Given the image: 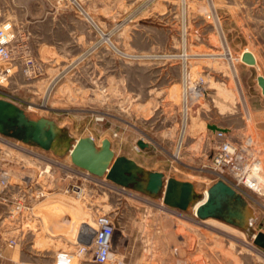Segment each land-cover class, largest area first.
<instances>
[{
	"label": "rangeland",
	"instance_id": "obj_1",
	"mask_svg": "<svg viewBox=\"0 0 264 264\" xmlns=\"http://www.w3.org/2000/svg\"><path fill=\"white\" fill-rule=\"evenodd\" d=\"M0 23L15 31L17 52L36 66L26 73L14 61L0 99L33 119H53L71 144L91 136L100 146L109 138L117 156L193 183L194 202L219 180L208 166L220 142L212 125L246 147L251 166L261 160L264 172V0L0 2ZM246 49L258 66L239 60ZM52 152L71 159L68 148ZM0 165L21 171L7 153ZM56 178L53 189L66 182ZM82 183L81 197L57 189L40 199L35 217L20 227L0 204V264H95L80 253L91 241L78 238V219L95 227L98 213L118 228L108 264H264L253 238L264 232V191L240 185L256 215L250 233L105 176Z\"/></svg>",
	"mask_w": 264,
	"mask_h": 264
},
{
	"label": "built area",
	"instance_id": "obj_2",
	"mask_svg": "<svg viewBox=\"0 0 264 264\" xmlns=\"http://www.w3.org/2000/svg\"><path fill=\"white\" fill-rule=\"evenodd\" d=\"M15 34L12 28L0 23L1 85L10 81L14 73V61L19 62L26 73L32 72L36 67L34 59L26 51L17 52ZM214 134L220 142L208 166L213 169L219 180L227 181L242 194L240 185L259 193L258 188H254V181L247 183L250 181L247 179L248 173L257 160L253 161L251 166L247 159L246 147L232 142L222 129L215 130ZM0 143L4 146L3 148L0 145V153L10 154L12 162L20 165L21 169L13 171L8 166L0 165V204L6 205L10 213L16 216L18 227L23 226L24 221L35 217L36 204L40 199L53 194V191L59 189L63 193L78 197L83 189V179L98 180L94 174L73 164L71 159H62L52 151L20 140H7L1 133ZM55 176H58V181L68 182L53 189L51 183L52 179L57 180ZM96 225L89 239L91 244L82 247L80 253L89 252L95 264H108L116 258L113 241L118 230L117 223L109 214L98 213Z\"/></svg>",
	"mask_w": 264,
	"mask_h": 264
},
{
	"label": "water",
	"instance_id": "obj_3",
	"mask_svg": "<svg viewBox=\"0 0 264 264\" xmlns=\"http://www.w3.org/2000/svg\"><path fill=\"white\" fill-rule=\"evenodd\" d=\"M243 60L251 65L256 63L251 52H245ZM259 80L264 87V79L261 77ZM211 128L219 129L216 125ZM0 133L48 151L58 152L57 148L61 150L64 144L76 166L97 177L105 176L118 186L132 188L151 198L161 197L170 207L188 210L195 203L193 183L166 177L163 172L148 170L134 159L117 156L109 138L104 139L100 146L91 136L81 137L71 144L69 138L62 137V131L53 119H33L25 109L6 99H0ZM138 144L142 148L148 146L143 140ZM196 216L202 220L220 219L250 233L256 219L248 200L222 179L208 189V197L197 208ZM253 237L254 242L264 249V232L260 231Z\"/></svg>",
	"mask_w": 264,
	"mask_h": 264
},
{
	"label": "bare ground",
	"instance_id": "obj_4",
	"mask_svg": "<svg viewBox=\"0 0 264 264\" xmlns=\"http://www.w3.org/2000/svg\"><path fill=\"white\" fill-rule=\"evenodd\" d=\"M86 15L88 16V17H90V18H92V16L88 13V12H86ZM105 40H107L108 42H110V40H109V37H107V36H105ZM245 52H251L253 55H254V57H255V59H256V63L255 64H253V65H255V66H258V58H257V55H256V53H254L253 51H251V50H249V49H246V50H244L240 55H239V60H243V54L245 53ZM186 56H189L188 54L186 55ZM244 61V60H243ZM245 62V61H244ZM246 63V62H245ZM251 65V64H250ZM261 77H263L261 74H260V76H259V78H261ZM263 79H264V77H263ZM261 87L263 88V93H264V87H263V85H261ZM193 90H195V89H193ZM189 91V90H188ZM195 93H196V91H194ZM198 92V91H197ZM189 93V92H188ZM200 93V92H199ZM190 94H191V92H190ZM198 94V93H197ZM188 95V94H187ZM187 97V96H186ZM188 98V97H187ZM46 106V105H45ZM186 107V106H185ZM186 111H187V109H185ZM189 114V113H188ZM185 115H187V114H185ZM220 129V128H219ZM184 133V132H183ZM186 135V134H185ZM252 140V139H251ZM182 141V140H181ZM62 150V149H61ZM61 150H56V151H58V152H62ZM63 153V152H62ZM61 153V154H62ZM178 153H176V156H177V158H179V155H177ZM262 161L261 160H257L256 162H255V164L253 165V168H252V170L251 171H249V175H248V180H250V181H248L247 183H252L253 181L256 183V184H254L255 186H254V188H258V190L259 191H261V192H263L264 191V172H263V166H262ZM240 176V175H239ZM225 181V180H224ZM225 182H227V181H225ZM228 183V182H227ZM229 184V183H228ZM235 188V187H234ZM236 189V188H235ZM237 190V189H236ZM237 191H239V190H237ZM241 194H242V192L241 191H239ZM261 192H259V193H261ZM83 193H84V189H82V192H81V195H79L78 197H81L82 195H83ZM243 195V194H242ZM244 196V195H243ZM207 197H208V190H206L205 191V193H204V196H203V198L201 199V200H198V201H196L194 204H192V206L193 207H191L192 209H193V213H194V215L196 216V212H197V208L202 204V203H204L205 201H206V199H207ZM245 197V196H244ZM246 198V197H245ZM247 199V198H246ZM248 200V199H247ZM248 202H249V204H250V206L253 208V206L251 205V203H250V201L248 200ZM254 209V208H253ZM83 217V216H82ZM86 218V217H85ZM208 219H214V218H208ZM79 220V225H80V227H81V231H82V237L81 236H79L78 238L81 240V238H83L81 241L82 242H85V243H87L88 242V240L90 239V236L94 233V228L97 226V225H95V227L93 226V224H92V222L91 221H89V220H84V217L82 218V220H80V219H78ZM207 220V219H206ZM214 225V224H213ZM216 226V225H215ZM220 227V226H219ZM217 228V227H216ZM225 228V227H224ZM223 228V229H224ZM221 230H222V228H220ZM227 229V228H226ZM118 231V230H117ZM224 233V232H223ZM254 238V237H253ZM67 258H66V261L69 263V262H71V260H73V256H71V255H68V256H66ZM61 259H62V257H61ZM65 259V258H64ZM63 260V259H62ZM61 260V261H62ZM75 261V260H74ZM64 262H65V260H64Z\"/></svg>",
	"mask_w": 264,
	"mask_h": 264
},
{
	"label": "crops",
	"instance_id": "obj_5",
	"mask_svg": "<svg viewBox=\"0 0 264 264\" xmlns=\"http://www.w3.org/2000/svg\"><path fill=\"white\" fill-rule=\"evenodd\" d=\"M44 1L45 0H0L1 3H13V4H15V3L16 4H34V3L44 2ZM85 14H86V12H85ZM90 19L93 20V18H90ZM14 67H15V65H14ZM14 67H12V68H14ZM161 172H163V171H161ZM160 206H162L163 209H165V208L168 209L167 207H165V205H160Z\"/></svg>",
	"mask_w": 264,
	"mask_h": 264
},
{
	"label": "flooded vegetation",
	"instance_id": "obj_6",
	"mask_svg": "<svg viewBox=\"0 0 264 264\" xmlns=\"http://www.w3.org/2000/svg\"><path fill=\"white\" fill-rule=\"evenodd\" d=\"M4 136L9 137V138H13V137H10V136H7V135H4ZM13 139H15V138H13ZM15 140H18V139H15ZM117 232H118V231H117Z\"/></svg>",
	"mask_w": 264,
	"mask_h": 264
}]
</instances>
